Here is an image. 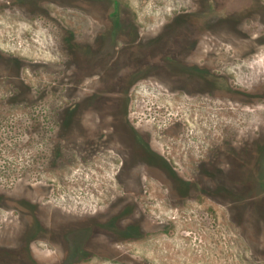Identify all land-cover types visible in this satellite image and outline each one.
<instances>
[{
  "label": "rangeland",
  "instance_id": "obj_1",
  "mask_svg": "<svg viewBox=\"0 0 264 264\" xmlns=\"http://www.w3.org/2000/svg\"><path fill=\"white\" fill-rule=\"evenodd\" d=\"M126 185L119 259L85 228ZM263 208L264 0H0V264H264Z\"/></svg>",
  "mask_w": 264,
  "mask_h": 264
},
{
  "label": "flooded vegetation",
  "instance_id": "obj_2",
  "mask_svg": "<svg viewBox=\"0 0 264 264\" xmlns=\"http://www.w3.org/2000/svg\"><path fill=\"white\" fill-rule=\"evenodd\" d=\"M69 46L71 47L75 46V40H74V34L71 33L69 35ZM106 39V38H105ZM104 39V40H105ZM191 48V47H190ZM193 48V47H192ZM197 48H199V45H197L194 49L190 51L191 56L188 61H173L172 63H175L178 65V68L182 72L186 78H192V79H210L212 78L210 76H207L208 73H210L211 68L215 69L218 68L219 57L216 56L215 59H211L210 57H204L203 55L197 54ZM91 47L88 49L90 52ZM196 50V51H195ZM195 54V56H192ZM184 64V65H182ZM190 64V65H187ZM205 64V65H204ZM209 64H213V66H210ZM217 78L220 77V74H217ZM214 76V75H213ZM134 133L137 134V153L139 154V151H143V154H146V157L155 158L156 152L151 148V145L148 141L141 140L142 135L140 134L139 130L137 129L136 125H132ZM141 135V136H140ZM139 150V151H138ZM165 169L159 168V170H165L170 172H173L176 176L181 178L179 176V172L172 168L169 162ZM140 171H144V173H151L154 174L155 170H158L156 168H142L139 169ZM181 180H183L181 178ZM186 183H183L184 185H180L177 187V191L180 192L181 195L186 196L187 194V186H191L190 181H183ZM142 192V193H140ZM143 188H138L136 185H126L125 189L118 191L117 193L112 196V198L109 200V202L105 205L106 210L101 211L97 217L99 225L92 226L89 225L85 230L87 231V237L93 238L94 236L98 235L99 238H106L107 240V249L103 254H111L113 258H119L120 255H123L122 249L120 248L121 245L118 244V241H136L139 240L140 237H142L144 234L149 233L150 229L155 227V220L153 217H148L146 215L147 213L143 211V207L147 205V202H143L141 200L142 197L145 196L143 193ZM264 209V208H263ZM264 214V213H263ZM97 228L100 229V231H97ZM79 235V233L75 232H64L63 237L67 239L69 242L70 240H75V238ZM86 237V238H87ZM72 244V250L75 252H78V247L75 245V242H71ZM86 250V249H85ZM90 250H87L89 252H84L88 257H90L91 254ZM104 250V249H103ZM102 254V255H103ZM70 255H75L74 253ZM69 255V256H70ZM120 259V258H119Z\"/></svg>",
  "mask_w": 264,
  "mask_h": 264
},
{
  "label": "bare ground",
  "instance_id": "obj_3",
  "mask_svg": "<svg viewBox=\"0 0 264 264\" xmlns=\"http://www.w3.org/2000/svg\"><path fill=\"white\" fill-rule=\"evenodd\" d=\"M22 29H23V25H22Z\"/></svg>",
  "mask_w": 264,
  "mask_h": 264
}]
</instances>
